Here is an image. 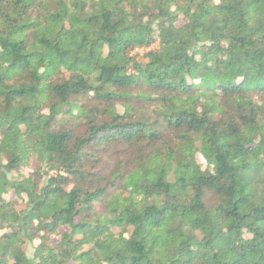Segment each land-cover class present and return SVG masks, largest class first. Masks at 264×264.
I'll return each instance as SVG.
<instances>
[{"label":"trees","instance_id":"trees-1","mask_svg":"<svg viewBox=\"0 0 264 264\" xmlns=\"http://www.w3.org/2000/svg\"><path fill=\"white\" fill-rule=\"evenodd\" d=\"M0 264H264V0H0Z\"/></svg>","mask_w":264,"mask_h":264},{"label":"rangeland","instance_id":"rangeland-1","mask_svg":"<svg viewBox=\"0 0 264 264\" xmlns=\"http://www.w3.org/2000/svg\"><path fill=\"white\" fill-rule=\"evenodd\" d=\"M153 47H155V46L153 45V46H151L150 48H153ZM150 48H139V47H137V48H135L133 54L139 53V57H138V58H140V59H144V57L142 56L143 53H145V52H147L148 50H150ZM197 158H198V161H199L200 163H202L203 166L206 165V161L204 160V158H203L201 155H198ZM36 166H37V162H34L33 165H32L31 167H32V169H34ZM23 207H24V206L21 205V204L18 205V208H23ZM26 251H27L28 255H29L30 257H32V256H33V253H34V247H33V245H32V244L27 245V246H26Z\"/></svg>","mask_w":264,"mask_h":264}]
</instances>
